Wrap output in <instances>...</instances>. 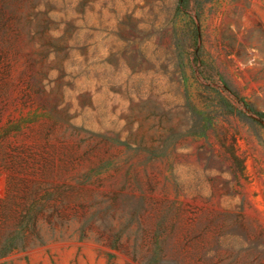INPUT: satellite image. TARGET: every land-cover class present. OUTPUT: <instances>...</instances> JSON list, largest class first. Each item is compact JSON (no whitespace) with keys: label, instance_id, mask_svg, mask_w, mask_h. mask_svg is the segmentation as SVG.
<instances>
[{"label":"rangeland","instance_id":"rangeland-1","mask_svg":"<svg viewBox=\"0 0 264 264\" xmlns=\"http://www.w3.org/2000/svg\"><path fill=\"white\" fill-rule=\"evenodd\" d=\"M0 264H264V0H0Z\"/></svg>","mask_w":264,"mask_h":264}]
</instances>
